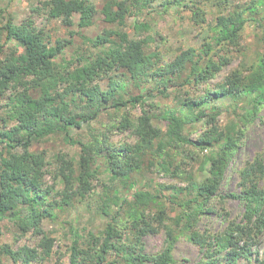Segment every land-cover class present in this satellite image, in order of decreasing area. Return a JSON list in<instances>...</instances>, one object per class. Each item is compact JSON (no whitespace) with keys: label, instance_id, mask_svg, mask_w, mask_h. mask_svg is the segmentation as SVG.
I'll use <instances>...</instances> for the list:
<instances>
[{"label":"trees","instance_id":"16d2710c","mask_svg":"<svg viewBox=\"0 0 264 264\" xmlns=\"http://www.w3.org/2000/svg\"><path fill=\"white\" fill-rule=\"evenodd\" d=\"M157 1L106 0L100 13L114 26L94 38L80 34L99 52L90 61L80 55L75 65L64 51L73 40L54 43L36 18L69 29L79 14L78 28H88L98 13L90 0H45L21 22L0 0V97L7 114L0 124V236L7 221L19 233L15 243L41 237L34 246L0 243V264L4 257L33 264L54 256H68L69 264H176L182 238L198 248L196 264H264L254 257L264 238L261 155L238 170L240 189L232 196L243 206L240 220L222 216L217 232L199 227L213 211L245 130L264 108V0ZM171 11H191L206 38L166 58L164 38L151 23ZM129 17L135 18L132 37L124 30ZM250 27L255 50L245 43ZM234 60L237 67L210 87ZM201 87L204 94L197 95ZM171 95L173 103L157 100ZM137 107L141 114L132 113ZM226 112L232 119L222 125ZM104 116L106 131L90 128L88 139L72 134ZM199 127L204 130L192 139ZM111 131L128 133L132 141L114 142ZM55 135L79 152H59L52 165L46 150L32 148ZM146 173L153 178L146 180ZM156 176L175 182L160 183ZM95 196L101 228L85 239L74 232L65 249L45 232V220ZM162 232L163 249L146 254L144 238Z\"/></svg>","mask_w":264,"mask_h":264},{"label":"rangeland","instance_id":"374dc122","mask_svg":"<svg viewBox=\"0 0 264 264\" xmlns=\"http://www.w3.org/2000/svg\"><path fill=\"white\" fill-rule=\"evenodd\" d=\"M42 1L45 0H2V4L7 9V15L11 16L16 22H21L26 19L30 13L32 6L39 5ZM163 0H158L157 3L161 4ZM202 3L203 0H197ZM251 0H231L232 5H243L250 2ZM90 2L95 6L97 10V15L94 17V24L88 28L80 29L78 28V23L80 22V15H74V26L71 28H66L59 20L47 21L46 17L36 18L37 26L39 29H44L45 33L49 38L56 43V39H71L73 40V45L66 48L65 59L70 61L71 58L75 57L74 63L77 65L80 55L89 57L90 61L98 52V48H91L89 44H85L83 38L80 34H83L87 38H94L99 34L103 33L104 29L113 28L114 24H109L105 21V16L101 14L102 8L104 7L106 0H90ZM191 11L189 12H175L171 11L164 16L158 17L152 24L163 36L164 40L162 42L161 49L164 53V57L168 58L172 55H176L181 49H187L190 46H200L206 38L205 32H203L199 27L195 26L194 23L190 20ZM135 18L129 17L127 19V26L124 30L130 35L133 36L134 30L132 29V24L134 23ZM255 29L250 27L247 29L245 43L252 46V49L255 50V37L253 32ZM71 32H74L75 35H71ZM79 32V33H76ZM93 56V57H92ZM86 60V59H85ZM239 61L234 60L231 66L226 67L214 80L211 81L210 87L216 86L223 80V77L226 76L232 68L237 67ZM102 89H107L108 80H102L100 82ZM197 95L204 94L203 88L195 90ZM173 97L169 98H157L160 103H173ZM152 100V99H150ZM6 103L5 98L0 97V124L3 123V119L7 117V114L4 109ZM228 104L225 103L224 107ZM141 108L137 107L132 110L133 114H141ZM232 119V115L229 113H224L219 117L220 124L225 125ZM109 123L107 116L102 117L99 121H93L90 123V126H84L82 129H74L72 134L77 135V133L85 136V139L89 138L90 131L101 130L106 131ZM12 125V124H11ZM163 126V125H162ZM204 130V127H199L193 134L192 139H197L199 134ZM109 136L114 142H121L124 140L132 141L128 136V133H121L117 131H111ZM1 148V146H0ZM34 150L44 149L49 155V161L54 165V157L59 153L63 152L66 154L76 156L79 150L76 147L67 145L62 137L59 135L51 136L48 139L41 141L39 144L33 146ZM206 154V153H205ZM261 155L264 162V108L261 110L258 118L250 124L245 130L243 139L239 143V147L236 155H234L231 166L228 169L224 182L219 191V195L212 202L211 207L212 212L207 214L199 223V227L204 230L208 229L213 232L221 231L223 229L224 222L222 216H228L230 219L240 220L243 206L240 204L239 200L232 195L239 193V182L240 177L238 170L242 168L246 162L252 161L256 156ZM146 180H149L151 175L149 173L145 174ZM160 183H174L173 179L164 176H156L155 179ZM47 182L49 184L53 183L51 175L47 176ZM100 190V189H99ZM100 193V192H98ZM96 203L97 197L88 199V202L79 204L73 209H69L63 212H58V218L54 221L45 220L43 222V229L46 233L50 234L52 237H55L64 249L66 245H69L74 239V232H77L79 235L86 238L88 232H93L96 229L101 228L103 220L98 216L96 212ZM3 234L0 236V243H11V244H22L27 243L31 246L36 245L39 242L41 237L27 236L23 238L20 242L15 241L19 237V233L9 222H4L2 224ZM72 232V233H71ZM84 241V240H82ZM165 234L164 232L157 235H149L144 238L145 252L146 254H156L160 252L164 247ZM84 243V242H82ZM58 248L57 246L55 247ZM255 258L259 255L260 258H264V238L261 241V244L258 246V249ZM174 257L176 259V264H196L200 261L201 254L199 253L198 248L190 243L187 239L182 238L178 241L174 249ZM4 264H14L11 259L6 257L3 258ZM33 264H69L68 256H65L62 260H57L56 256L46 260L41 263ZM221 264H224L222 261ZM239 264H248L245 260H240Z\"/></svg>","mask_w":264,"mask_h":264}]
</instances>
